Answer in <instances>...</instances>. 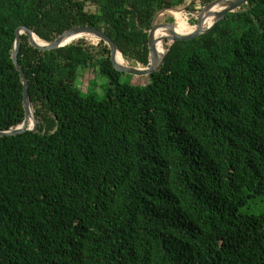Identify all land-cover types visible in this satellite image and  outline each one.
Wrapping results in <instances>:
<instances>
[{
    "label": "trees",
    "instance_id": "obj_1",
    "mask_svg": "<svg viewBox=\"0 0 264 264\" xmlns=\"http://www.w3.org/2000/svg\"><path fill=\"white\" fill-rule=\"evenodd\" d=\"M220 2L0 0V131L32 127L16 30L55 44L94 28L148 68L155 26L204 24ZM161 43L140 86L94 35L58 49L20 35L37 128L0 135V264H264V211L240 212L264 201V0ZM90 66L101 99L76 87Z\"/></svg>",
    "mask_w": 264,
    "mask_h": 264
},
{
    "label": "water",
    "instance_id": "obj_2",
    "mask_svg": "<svg viewBox=\"0 0 264 264\" xmlns=\"http://www.w3.org/2000/svg\"><path fill=\"white\" fill-rule=\"evenodd\" d=\"M237 1L238 0H221L217 10L211 16H209V17H211V20L208 23L199 24L196 26H185V27H183V30L189 34H202V33L208 32L209 30H211L215 26V24L219 20H221L224 17L226 11L229 8H231L232 5ZM179 26H183V25H178L176 23H172V24L158 25V26H155L153 28L152 37H153L155 49L157 51V60L153 66L148 67V68H130V67L126 66L124 64L121 56H120V53H119L117 46L102 31L94 29V28H83V29L73 31V32L67 34L59 43H55V44H49V43L42 42L32 30H29L26 28H20V29L16 30L13 53H12V60H13V63L15 65L16 70L19 71L20 76H21L23 97H24L27 109L30 113L31 119H32V127L29 130H27V129H10L7 131H0V135L22 134V133H25L27 131L35 132L36 128H37V122H36L34 110L31 106V104L29 102V98H28L27 79L25 77V74L21 70V68L18 66V62H17L18 46L20 43V35L22 33L29 34L37 46L45 48V49L62 48L67 44L68 41H70L76 37L79 38V37H82L85 35H94L98 39L106 42L112 48V50L115 54L116 61L118 60L117 65L123 73L133 74V75H141V74L146 75V74H149L151 72L156 71L164 59V51L161 49V47L157 48V45L159 44V42H161V36L158 37L157 33L158 32H165V33L174 32V33H177L176 29Z\"/></svg>",
    "mask_w": 264,
    "mask_h": 264
},
{
    "label": "rangeland",
    "instance_id": "obj_3",
    "mask_svg": "<svg viewBox=\"0 0 264 264\" xmlns=\"http://www.w3.org/2000/svg\"><path fill=\"white\" fill-rule=\"evenodd\" d=\"M166 14H173V11L166 12ZM163 19L161 18V21ZM211 20L209 17L206 21L208 23ZM182 24V22L177 18V22ZM92 44H96L97 40L93 39ZM121 81L130 83L133 85H145L148 83V77L141 75L133 74H123L121 76ZM107 86L106 77L100 73L97 66H90L88 68L82 69L78 72V77L76 80V87L80 90L82 95H93L97 99H101L104 93V90ZM264 211V201H259L256 199H250L246 206L240 209L242 214L258 216Z\"/></svg>",
    "mask_w": 264,
    "mask_h": 264
},
{
    "label": "bare ground",
    "instance_id": "obj_4",
    "mask_svg": "<svg viewBox=\"0 0 264 264\" xmlns=\"http://www.w3.org/2000/svg\"><path fill=\"white\" fill-rule=\"evenodd\" d=\"M176 24H178V25H183V26H179V27L176 29V32H179V31L185 32V31L183 30V27H185L186 25H184V24H179V23H176ZM164 34H166V33H165V32H158V33H157V36L160 37V36H162V35H164ZM77 38H78V37H76V38H74V39H72V40H75V39H77ZM79 38H80V37H79ZM72 40H70V41H72ZM70 41H68L67 44H68ZM159 47H161V49L163 50V48H162V43H161V42H159V44L157 45V48H159ZM117 62H118V60H117Z\"/></svg>",
    "mask_w": 264,
    "mask_h": 264
}]
</instances>
